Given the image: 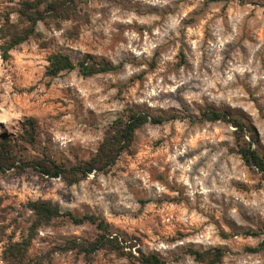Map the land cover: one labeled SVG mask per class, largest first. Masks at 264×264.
Instances as JSON below:
<instances>
[{"label":"rangeland","instance_id":"1","mask_svg":"<svg viewBox=\"0 0 264 264\" xmlns=\"http://www.w3.org/2000/svg\"><path fill=\"white\" fill-rule=\"evenodd\" d=\"M22 1L34 0H0V26L18 20ZM77 9V19L38 21L6 58L0 50L9 161L75 165L128 109L168 120L139 127L108 172L73 184L29 165L0 171V264H140L137 249L162 264H203L187 249L213 247L224 250L216 264H264V250H252L261 236L251 234L264 229V181L236 152L233 126L199 120L206 108L242 119L264 158V0H77ZM54 52L122 66L50 76ZM37 199L98 216L135 257L68 248L96 236L88 222L57 217L32 229L28 203ZM25 242L10 261L9 246Z\"/></svg>","mask_w":264,"mask_h":264},{"label":"trees","instance_id":"2","mask_svg":"<svg viewBox=\"0 0 264 264\" xmlns=\"http://www.w3.org/2000/svg\"><path fill=\"white\" fill-rule=\"evenodd\" d=\"M39 0L22 1L18 10V20L7 22L0 26V35L5 38L0 45L1 55L6 58L10 49L19 45L34 34L36 24L40 20H60L77 19L78 9L77 0H45L44 6L39 8ZM48 64L46 73L55 76L62 71L76 69L82 76H91L101 72L117 71L122 63H112L109 61H89L88 57H82L74 62L69 55L62 52H54L47 57ZM168 120L164 115H150L145 112L128 109L125 113L114 119L105 129L102 140L98 144L96 151L87 159L79 161L75 165L65 166L63 163L51 159H42L27 164H16L11 159L10 142L0 139V171L9 167H16L23 170L24 165L33 167L39 173L48 178H62L68 184L79 182L86 178L90 173L108 172L114 165L121 153L128 151L131 147L135 131L146 123L161 124ZM200 121H223L234 127V145L244 165L253 169L264 181V158L252 146L254 128H249L242 119L233 117L225 111L206 108L200 113ZM32 125L33 121L28 120ZM28 208L32 212V229H36L49 223L57 217H66L74 224L88 222L97 229V234L92 240H69L68 248L76 249L86 257L100 249H107L118 255L135 257L131 252L133 247L131 242L118 234L110 231L108 224L101 218L93 214L75 215L69 211H62L58 206L49 200L37 199L28 203ZM252 235H260L261 239L252 250H264V229L258 232H251ZM28 242L10 245V261L13 257H21L28 248ZM140 264H162L163 261L156 253H143L137 249ZM187 253L196 261L203 264L219 263L224 256V250L220 247L209 248L199 251L188 248ZM13 255V256H12Z\"/></svg>","mask_w":264,"mask_h":264}]
</instances>
